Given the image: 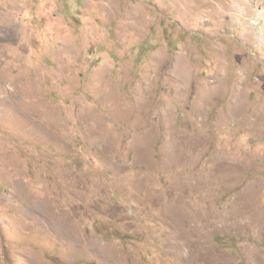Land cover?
Returning a JSON list of instances; mask_svg holds the SVG:
<instances>
[{
	"label": "rangeland",
	"instance_id": "rangeland-1",
	"mask_svg": "<svg viewBox=\"0 0 264 264\" xmlns=\"http://www.w3.org/2000/svg\"><path fill=\"white\" fill-rule=\"evenodd\" d=\"M0 264H264V0H0Z\"/></svg>",
	"mask_w": 264,
	"mask_h": 264
}]
</instances>
